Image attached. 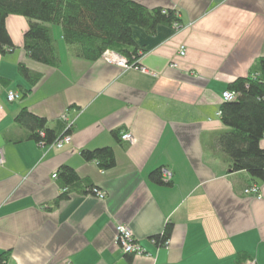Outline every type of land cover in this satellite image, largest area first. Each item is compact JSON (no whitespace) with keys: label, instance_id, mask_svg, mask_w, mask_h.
I'll list each match as a JSON object with an SVG mask.
<instances>
[{"label":"crops","instance_id":"0c3cea01","mask_svg":"<svg viewBox=\"0 0 264 264\" xmlns=\"http://www.w3.org/2000/svg\"><path fill=\"white\" fill-rule=\"evenodd\" d=\"M136 1L172 9L181 23L152 34L134 26L146 71L77 57L58 25L51 27L58 65L32 60L23 48L28 19L6 16L14 48L0 54V77L9 83L0 84V253L9 252L8 264H264V178L231 171L217 144L226 129L222 92L264 57V0ZM19 63L39 75L36 84L24 80ZM19 85L27 96L9 101L7 91L19 93ZM24 106L58 133L65 114L71 141L57 148L28 139L14 122ZM127 131L132 141L121 138ZM106 146L115 155L107 169L81 155ZM63 165L80 178L65 189L52 177ZM155 169L167 183L150 177ZM253 184L258 195L243 192ZM120 223L146 253L120 251ZM166 224L168 242L157 245Z\"/></svg>","mask_w":264,"mask_h":264},{"label":"trees","instance_id":"16d2710c","mask_svg":"<svg viewBox=\"0 0 264 264\" xmlns=\"http://www.w3.org/2000/svg\"><path fill=\"white\" fill-rule=\"evenodd\" d=\"M13 14L28 19L23 34V48L28 57L53 66L60 61L53 25L61 26L66 46L77 57L97 59L105 49H111L135 63L140 55L132 33L134 26L152 34L158 25L178 20L172 9L149 8L136 0H0L1 55L14 48L5 26L6 16ZM17 69L25 81L37 83L39 75L24 63H19ZM0 84L9 83L0 77ZM227 88L235 93V98L220 105V117L226 129L217 134L218 147L231 171L243 170L254 179L264 178V57L256 60L246 76L228 82ZM17 89L20 98L27 96L28 88L19 85ZM14 122L28 131V139L43 140L45 144L71 129L64 131V124L58 133L55 127L47 125L44 117L33 114L25 106L17 112ZM81 155L97 160L102 169L112 167L115 160L110 146L84 149ZM149 175L158 183H167L160 169L152 170ZM57 176L62 179L63 188L80 179L75 169L67 165L60 167ZM86 189L91 192V185ZM171 231V224H166L163 233L154 237L156 244H164ZM9 260V252L2 251L0 264H8Z\"/></svg>","mask_w":264,"mask_h":264},{"label":"built area","instance_id":"2783aa9c","mask_svg":"<svg viewBox=\"0 0 264 264\" xmlns=\"http://www.w3.org/2000/svg\"><path fill=\"white\" fill-rule=\"evenodd\" d=\"M179 27H181V23L180 21H174L173 22V28L175 30H177ZM185 47L183 45L180 46V50L179 53H181V55H184L185 53ZM101 58H103L105 61H107L108 63L111 64H115L117 67H120L122 70L125 69H136L139 68L142 71H146V69L142 66L139 65V59L137 61H135V63H130L128 58L126 56H122L121 54H119L117 51L115 50H111V49H105L102 54L100 55ZM7 99L9 101H13L15 100L18 96L19 93H17V91H13V90H8L7 91ZM223 95V99L224 100H232L235 98V93L229 89H226L222 92ZM220 112H218V114L220 115ZM62 120L64 121L65 124V130L72 128V122L68 121L66 115H62L61 116ZM42 134V132H41ZM62 136L56 138L54 141H52L50 144H45L43 140H40L38 143V145L40 146H44V147H57V148H62V145L67 144L71 141V135L70 132H63L61 134ZM121 138L123 140L126 141H132V133L127 131V132H122L121 134ZM5 163L4 160V155H3V151L2 149H0V165H3ZM163 175H165V179L166 180H170L171 179V174L170 171H168V169L163 168L162 169ZM57 176V172H53L52 177H56ZM65 189V187H64ZM63 189V190H64ZM243 192L246 194H254V195H258L259 194V187L256 184L250 185L249 187L243 189ZM94 194L96 197L99 198H104L105 194L104 192L99 191L98 189L93 188L91 192ZM115 235H114V242L117 244V246L119 247L120 251L125 253V254H136V255H143L145 252L144 248H142V246L140 245L139 242H137L135 235H134V231L131 230V228L129 227V225L125 224V223H120L117 224L115 226L114 229ZM154 242V239L152 240ZM168 240L165 239V243H167ZM244 264H257L255 259H247L245 261Z\"/></svg>","mask_w":264,"mask_h":264}]
</instances>
